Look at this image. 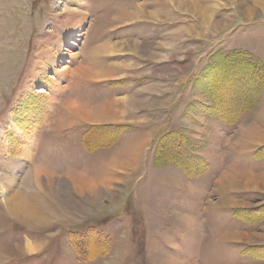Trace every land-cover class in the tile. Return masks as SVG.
<instances>
[{
  "label": "rangeland",
  "instance_id": "obj_1",
  "mask_svg": "<svg viewBox=\"0 0 264 264\" xmlns=\"http://www.w3.org/2000/svg\"><path fill=\"white\" fill-rule=\"evenodd\" d=\"M187 1L0 0V264H264V141L244 135L264 130V22L238 19L250 0ZM208 15L233 22L216 32ZM67 100L118 114L92 125ZM135 145L130 169L109 168ZM160 146H181L195 176ZM35 168L50 214L24 223L5 206ZM237 175L242 189L225 182ZM96 242L106 253L90 259Z\"/></svg>",
  "mask_w": 264,
  "mask_h": 264
},
{
  "label": "bare ground",
  "instance_id": "obj_2",
  "mask_svg": "<svg viewBox=\"0 0 264 264\" xmlns=\"http://www.w3.org/2000/svg\"><path fill=\"white\" fill-rule=\"evenodd\" d=\"M170 1H174V0H170ZM186 0L184 1H181L180 0V4L182 5V7L185 5ZM251 2V6L246 8L245 10H237V17L240 21H249V22H254L256 20H259V21H263L264 22V0H250ZM187 3L189 4L188 7L190 9H192L193 11H195V8L198 6V1L197 0H189L187 1ZM127 5V4H126ZM253 6L254 10L251 9V7ZM200 7V6H199ZM144 5L143 6H138V10L137 11H141L143 12H146L145 16L147 15H151L150 12H147L145 11L146 9H144ZM260 10V14L263 16L262 18L258 16H256L258 13L255 11V10ZM198 11V10H197ZM129 12V11H128ZM257 14H256V13ZM199 13V12H198ZM155 15V13H153ZM208 14V13H207ZM130 15V14H129ZM135 15H138L137 13H135ZM130 17V16H129ZM154 17V16H153ZM201 17V16H200ZM223 17V16H222ZM151 18V17H150ZM202 18V17H201ZM206 20L208 21V24H205V26H210L212 28L213 31H222L224 28L228 27L233 21L231 22H228L229 19L227 18H222L218 21H215L213 20V18L211 16H205ZM127 20V18H125ZM129 19V18H128ZM138 19V18H137ZM135 20V19H134ZM200 21V20H199ZM230 21V20H229ZM203 23V22H202ZM201 23V24H202ZM203 27V26H202ZM205 29V28H204ZM209 31L208 28L205 29V31ZM206 31V32H207ZM204 32V31H202ZM205 33V32H204ZM209 35V34H208ZM130 49L132 51L135 52V54L138 52L139 50V47L137 45H133L131 44L130 46ZM153 54V53H152ZM75 55V54H72V56ZM33 63V62H32ZM38 65H41L40 62H37ZM34 64V63H33ZM33 64H30L29 66V69H28V73L26 74L24 80L28 79L27 81H33L35 79V77L37 76V71H35L36 69L34 68V65ZM82 69V66L80 67ZM84 68V67H83ZM68 69V67H67ZM83 70V69H82ZM68 71V70H67ZM77 74H78V71H76ZM82 72V71H81ZM81 72L79 71V74H80V77L84 75H81ZM88 72V70L86 71ZM90 72V71H89ZM84 73V72H83ZM91 73V72H90ZM78 74V75H79ZM85 74V73H84ZM92 74V73H91ZM39 75V74H38ZM89 77H95L94 74L92 75H89V73L87 74ZM250 77V76H249ZM88 78V77H87ZM105 78V77H104ZM91 79V78H90ZM99 79V78H98ZM100 79H103V78H100ZM89 80V79H88ZM92 80V79H91ZM96 80V79H95ZM97 81V80H96ZM99 81V80H98ZM22 90H27V87H23ZM40 92H43L42 90H38L37 93H40ZM119 100H122V99H118ZM131 100V99H130ZM134 100V98H133ZM128 102V101H127ZM117 103V102H116ZM130 102H128L129 104ZM78 103L76 102H71L70 100H67L65 103H63V109H65L66 113L67 112H70V111H74L75 112V116L78 117L80 120H83L85 122H89L91 123L92 125L96 124V123H99V122H106V121H113L114 120V117L116 116V114H118L116 112V107L114 106V104L112 106H109L105 109L102 108V110H100L99 112H96V110H90V109H87L86 107H81V106H78L77 105ZM125 104V103H124ZM132 106H135L136 103L133 102L131 104ZM95 109V108H94ZM100 109V108H99ZM119 112V111H118ZM121 114V112H120ZM87 122V123H88ZM9 123V122H8ZM253 128V127H252ZM261 128V127H260ZM260 128H257V127H254L253 129H249L248 131L245 132L244 135H247V136H252L254 137L251 141L252 143L255 145H257L258 143H261L264 141V130L260 129ZM11 129V128H10ZM11 131V130H10ZM258 131V132H256ZM257 135H260L259 137ZM244 138V137H243ZM246 138V137H245ZM29 146V145H28ZM141 145H136L134 147H132V149L130 148V152L127 153V149L124 150L126 151L127 155L121 160V161H117V157L114 158L111 162V166L109 167L110 169H114L115 172H118L119 169H123L122 167L125 166L126 167V170L130 169L132 167V164L134 163L135 159H136V156L138 154V152L136 151V149L138 147H140ZM2 147V145H1ZM7 149V148H6ZM22 149V148H21ZM30 149L28 147H26L25 149H22V151L24 152V154L26 153V151L28 152ZM123 151V150H122ZM120 153V152H119ZM125 153V154H126ZM23 154V155H24ZM32 155V154H31ZM129 159H126L128 158ZM27 158V157H25ZM42 169H34L32 172L33 174H28L29 176L27 177L26 179V183H25V188H29L31 190H33L34 187H36L38 190H41V183L40 180L43 175L42 172H41ZM43 171V170H42ZM46 173V172H45ZM122 173V172H120ZM47 176L46 177H49V178H52V176H49L48 174H46ZM42 176V177H41ZM45 177V176H44ZM49 178H46V181H47V185L50 186L51 184L49 183V181L51 179ZM240 179L242 178H239V176H230L228 177L227 179H225V182L227 183V185L230 187V188H234V187H239V188H243L242 185L240 182ZM243 180V179H242ZM54 181V180H53ZM45 183V182H44ZM55 183V182H54ZM60 184V183H59ZM94 184V182H93ZM105 184V183H104ZM117 184V183H116ZM255 184V183H253ZM95 185V184H94ZM106 185V184H105ZM34 186V187H33ZM56 186V185H54ZM98 187V185H97ZM100 187V186H99ZM106 187V186H105ZM23 188V187H22ZM73 188H75V191L78 193V194H83L84 192L88 193L89 195H96L97 196V189L95 190L94 186L87 183V182H80V183H77L75 186H73ZM92 188H94L92 190ZM45 189V188H43ZM52 189V188H51ZM228 190V189H226ZM19 191V190H18ZM17 191V193H18ZM43 191V190H42ZM41 191V192H42ZM53 191V190H52ZM234 191H237V190H234ZM21 192V190H20ZM38 191H31L30 190H23L22 193H23V196L18 193L16 195L13 196V198L11 197V199L9 201H7V204H6V212L9 211L10 214H12L13 216H18V218L21 217V219H24V223H44V219H43V216H45L46 214H50V210L45 207V205L43 204L42 202V199L40 197V195L37 193ZM44 192V191H43ZM49 192V191H48ZM54 192H56V190L54 189ZM102 192V191H101ZM107 194H109L108 192H110V190L107 189ZM105 192V193H106ZM100 193V192H98ZM50 194V193H49ZM48 193H46V195H49ZM51 194H54L53 192H51ZM29 195V197L27 196ZM31 195V196H30ZM25 196V197H24ZM32 196L36 198V202L32 200ZM100 196V195H99ZM25 198V199H23ZM26 200V201H25ZM220 202V201H219ZM218 202V203H219ZM6 203V202H5ZM7 212V213H9ZM26 225V224H25Z\"/></svg>",
  "mask_w": 264,
  "mask_h": 264
},
{
  "label": "trees",
  "instance_id": "obj_3",
  "mask_svg": "<svg viewBox=\"0 0 264 264\" xmlns=\"http://www.w3.org/2000/svg\"><path fill=\"white\" fill-rule=\"evenodd\" d=\"M237 61H238V60H237ZM237 61H235V63H236ZM206 71L209 72L210 70H206ZM213 75H214V74H207V76H206V80H209ZM222 75L224 76V75H225V72H224V73L222 72ZM207 85H209V83H207ZM206 91H209V90L207 89V87H206ZM216 93H217V92H214V91L211 92V91H209V94H210V100H215ZM215 102H216V101H215ZM215 102H214V104L212 103V106H211L210 108H207V110H208L209 112H213V111L215 110V107H218V102H216L217 104H216ZM247 106H248V104H247ZM247 106H244V107H242L241 109H242V110H245V109L248 108ZM218 108H219V107H218ZM219 112H221V111H219ZM218 114H219V113H218ZM218 114H217L216 116H217L220 120L225 121V117H226V116H224L222 113H221V115H218ZM225 122L227 123V122H229V120L227 119ZM180 144L183 145L181 139H180ZM160 148H161L165 153H167L168 157H171V158H169V162H170L171 164L176 165L178 168H180L181 171H184L185 174H187L188 176H190V177L195 176V174H196L195 169H194V166H195V165H194L191 161H188L189 158H190V156H189V157L187 156L186 159L184 160V162H182V161L180 160V158L178 157V154H179V153H183V154H184L183 148H182L181 146L176 147L174 151H172L173 148H172L171 146H168V147H161V146H160ZM162 150H161V152L164 153ZM188 155H189V154H188ZM190 160H192V159L190 158ZM164 161H165V159H164ZM204 167H205V166H204ZM262 218H264V215L262 216ZM93 246H97L100 250H94V249H93V251H89L90 259H93V257L98 256V255H104V254L106 253V251H105V246H104L102 243H99V244H98V242H96L95 244H93ZM85 259H86V258H85ZM86 260H87V259H86ZM88 261H89V260H88Z\"/></svg>",
  "mask_w": 264,
  "mask_h": 264
},
{
  "label": "crops",
  "instance_id": "obj_4",
  "mask_svg": "<svg viewBox=\"0 0 264 264\" xmlns=\"http://www.w3.org/2000/svg\"><path fill=\"white\" fill-rule=\"evenodd\" d=\"M162 85H166L164 89H166L165 93H163L164 96V103L168 100V103L170 102L169 99L174 100L172 104L180 105V96H181V90L179 88V84L175 83L173 81H168L166 78H164V82Z\"/></svg>",
  "mask_w": 264,
  "mask_h": 264
}]
</instances>
